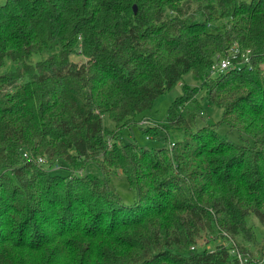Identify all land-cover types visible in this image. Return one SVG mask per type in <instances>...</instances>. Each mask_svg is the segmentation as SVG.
<instances>
[{"label": "trees", "instance_id": "obj_1", "mask_svg": "<svg viewBox=\"0 0 264 264\" xmlns=\"http://www.w3.org/2000/svg\"><path fill=\"white\" fill-rule=\"evenodd\" d=\"M233 44L249 66L210 75ZM188 72L199 84H182L166 120L144 129L181 140L154 151L114 141ZM201 88L218 122L201 115ZM262 146L264 0L0 4V264H238L236 239L257 243L247 216L264 227ZM59 161L66 175L49 171ZM118 171L128 205L109 185ZM208 235L231 241L198 249ZM246 264H264V241Z\"/></svg>", "mask_w": 264, "mask_h": 264}, {"label": "rangeland", "instance_id": "obj_2", "mask_svg": "<svg viewBox=\"0 0 264 264\" xmlns=\"http://www.w3.org/2000/svg\"><path fill=\"white\" fill-rule=\"evenodd\" d=\"M5 1L6 0H0V4L4 3ZM70 59L79 63L86 60V58L78 53L76 49L70 54ZM184 83L190 86L199 84V82L194 81L191 78V74L189 72L184 74L179 82L173 85L166 92L158 95L149 108L135 115V120L137 121L136 124L121 128L117 138L114 141L118 144L130 141L136 143L138 146L145 147L154 151L161 147H167L168 145H170V141L181 140L183 134L178 130L170 129L167 134L165 133V131L160 130L161 138H155L152 136H148L145 133L144 129L147 126H152L166 120L168 115V108L172 101L181 94L182 84ZM196 98L199 99L200 103L203 106V112L201 113L203 118H206L210 122H218L222 115L221 107H218L216 105H209L208 103H206L204 90L202 88L200 89V91H198ZM144 120H146V122ZM102 124L109 130L114 129L115 127L113 121H111L106 115L102 117ZM218 132L235 143L247 144L248 142H250V140L247 141L246 138L240 135L233 128H230L225 123H220L218 125ZM261 150L264 155V146L261 147ZM57 165L59 168L55 169L54 167H52L49 171L53 174L60 175H66L68 173L67 168L61 161H59ZM109 185L111 190L120 198L122 203H124L125 205H128L133 201V190L130 188L127 179L120 171H118L110 178ZM246 223L247 225L252 227L255 235V241L257 243L244 242L240 238H237L236 241L240 242V244L242 245L243 249H241L243 250L242 252L245 254L247 260L248 257L256 259L258 257L259 244L261 241H264V227L260 224L257 217L252 214L247 216ZM230 241L231 240H224L222 237H220V235L216 237L208 235L207 237L197 240L195 244L198 249L206 248L212 250L216 245L220 244L229 246Z\"/></svg>", "mask_w": 264, "mask_h": 264}, {"label": "built area", "instance_id": "obj_3", "mask_svg": "<svg viewBox=\"0 0 264 264\" xmlns=\"http://www.w3.org/2000/svg\"><path fill=\"white\" fill-rule=\"evenodd\" d=\"M248 51H242L236 44L231 45L227 49L217 52L214 56V61L210 66V75H215L227 70H240L242 67L249 66ZM144 122V121H143ZM25 155V154H24ZM40 162H45L44 157L39 158ZM193 248V246H191ZM236 254L238 264H246L247 259L237 249H232Z\"/></svg>", "mask_w": 264, "mask_h": 264}, {"label": "water", "instance_id": "obj_4", "mask_svg": "<svg viewBox=\"0 0 264 264\" xmlns=\"http://www.w3.org/2000/svg\"><path fill=\"white\" fill-rule=\"evenodd\" d=\"M133 10H134V11L136 10V6H135V5H133Z\"/></svg>", "mask_w": 264, "mask_h": 264}]
</instances>
